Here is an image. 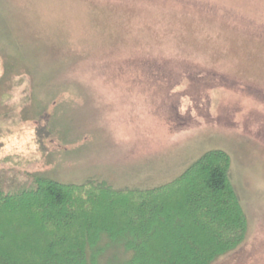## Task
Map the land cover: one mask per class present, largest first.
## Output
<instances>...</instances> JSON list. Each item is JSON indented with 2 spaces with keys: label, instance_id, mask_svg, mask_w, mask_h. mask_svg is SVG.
I'll return each instance as SVG.
<instances>
[{
  "label": "rangeland",
  "instance_id": "rangeland-1",
  "mask_svg": "<svg viewBox=\"0 0 264 264\" xmlns=\"http://www.w3.org/2000/svg\"><path fill=\"white\" fill-rule=\"evenodd\" d=\"M214 150L248 225L213 264H264V0H0L6 193L153 189Z\"/></svg>",
  "mask_w": 264,
  "mask_h": 264
},
{
  "label": "trees",
  "instance_id": "trees-1",
  "mask_svg": "<svg viewBox=\"0 0 264 264\" xmlns=\"http://www.w3.org/2000/svg\"><path fill=\"white\" fill-rule=\"evenodd\" d=\"M230 171V156L214 150L153 189L48 179L0 188V264H99L113 242L131 254L127 264H213L247 234Z\"/></svg>",
  "mask_w": 264,
  "mask_h": 264
}]
</instances>
